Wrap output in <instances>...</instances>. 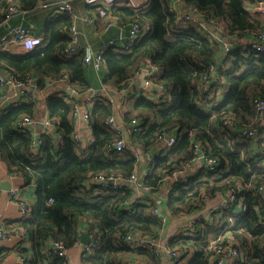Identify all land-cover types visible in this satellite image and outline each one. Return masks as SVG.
I'll use <instances>...</instances> for the list:
<instances>
[{
    "label": "trees",
    "instance_id": "16d2710c",
    "mask_svg": "<svg viewBox=\"0 0 264 264\" xmlns=\"http://www.w3.org/2000/svg\"><path fill=\"white\" fill-rule=\"evenodd\" d=\"M48 2L0 0V25L10 3H17L23 11H34ZM180 2L183 6L174 11L171 0H147L140 7L118 1L107 16L97 18L105 25L115 20L125 31L135 22L148 28L130 50L116 45L104 51L102 82L106 87L119 90L128 86L145 65L157 69L154 83L168 88L167 96L158 101L142 96L129 101L124 120L130 125L132 118L139 116L144 129L134 133L130 127L129 141L122 151L108 150L119 135L105 122L115 114L114 105L101 96L91 109L94 141L87 148L72 138L73 98L66 100L59 93L47 97L56 127L51 134L42 135L37 153L32 151L31 135L18 128L17 122L36 116L38 100L11 103L0 111L1 156L10 172L36 188L31 215L4 224L9 228H4L6 231L20 229L26 235L29 246L20 248L24 264H68L64 257L48 250V243L62 242L67 250L74 247L81 241L82 223L87 220L89 226L93 221L87 231L97 241V248L84 253V264H131L138 254H144L148 264H159V257L151 250L132 249L121 240L134 231L159 233L153 204L142 202L126 210L125 202L133 194L131 187L95 190L84 183L90 174L101 171L130 176L140 167L137 153L155 154L159 146H166L159 139L161 133L175 136L176 143L150 164L144 185L152 192L192 163L195 142H201L206 155L219 163L214 171L203 168L196 177L187 174L184 182L173 186L166 202L170 215L192 213L239 183L245 187L238 193L240 206L236 204L211 224H199L190 236L182 233L173 237L169 246L186 251L193 248L188 264H212L208 246L224 235L222 244L233 243L242 254L236 264H264V198L258 192L264 187V132L254 142L241 137L236 129L222 126L229 114L237 118L239 126L258 124L254 101L264 100V53L247 54L237 46L226 51L198 23L182 24L178 18L180 13L196 9L208 25L212 20L221 26L223 39L235 41L246 34H258L264 16L250 10L247 0ZM72 18L57 13L45 26L42 45L33 50L22 55L0 51V70L19 81L36 77L40 91L46 89L47 79L57 82L63 78L80 92L90 89L92 81L83 55L68 58L64 53L71 41ZM219 64L224 68L219 81L224 96L220 101L215 95L207 103L200 102L205 96L201 84L211 73L210 65Z\"/></svg>",
    "mask_w": 264,
    "mask_h": 264
},
{
    "label": "built area",
    "instance_id": "2783aa9c",
    "mask_svg": "<svg viewBox=\"0 0 264 264\" xmlns=\"http://www.w3.org/2000/svg\"><path fill=\"white\" fill-rule=\"evenodd\" d=\"M57 5V13L73 16L74 7L72 0H54ZM86 5L95 7L100 17H105L108 14L110 8L118 1H127L133 3V0H82ZM249 1V0H247ZM258 13L264 16V0H256ZM173 9V8H172ZM177 11L176 9H173ZM21 8L17 3H10L4 11V22H9L13 16L21 12ZM179 15V21L187 24L189 22L198 23L203 30H208L210 36L218 43L222 44V47L228 51L234 45H237L242 52L247 54L252 53H264V23L257 34V39L247 42H238V40L231 42L223 39L220 36L221 26L218 23L210 20V26L203 20V17L200 16L198 10L192 9L189 13L183 12ZM89 23L95 22L94 18L88 17L86 19ZM117 25L115 20L110 21L105 25V29L109 30L111 27ZM31 26H14L6 34L1 36V48L5 49L11 54L22 55L27 51L33 50L43 43V38L41 36L34 35L31 31ZM148 30L147 27L135 22L133 23L128 30H126V36L123 39H111L106 43H102L99 49H94L91 44L79 45V36L76 26L73 24L69 29V34L71 41L68 46L65 48V55L68 58L74 57V55L81 53L83 55V60L86 66H92L96 70H101L104 62L103 53L109 46H116L117 42L123 40L122 48L124 50H130L131 46L138 41ZM221 69H224L221 64L219 65H210V75L205 78V81L201 84V88L205 93L203 101L207 103L215 96L216 87L220 86L219 81L221 79ZM157 69L154 67H148L147 69L142 70V68L136 73V76L139 74L144 75L142 90L137 95L138 97H146L151 100L158 101L162 98H165L168 93V88L162 85L155 84L153 77L156 75L155 71ZM67 79V78H64ZM46 82L52 84L53 82L50 79H47ZM133 82V81H132ZM131 82V83H132ZM129 83V85H131ZM37 85V78L28 76L25 80H17L15 76L9 72H3L0 70V86L7 87L9 90L7 92L0 93V111L4 110L11 103L19 102L21 100H34L35 95L32 92V88ZM128 85V86H129ZM127 87V86H126ZM124 87L123 89H125ZM221 87V86H220ZM72 90L73 95L81 94L80 90L69 87ZM66 98H71V95H66ZM100 97L98 92H92L90 94H85L79 104L73 103V124L75 126L72 133L73 140L80 144L83 142L82 136L79 132V127L81 122H85L88 127L91 128V107L93 106L95 100ZM254 108L257 112V125H246L239 126V121L233 114L225 116L222 126L223 128H230L232 130L236 129L239 135L250 141L257 140L261 137L262 129L264 126V100L256 99L254 101ZM37 120L30 116H25L17 122L18 128L21 130H26L29 132L33 139L32 150H37L42 143L41 138H35V126ZM106 123L109 124L119 135V139L115 140L109 147L108 150L122 151L126 147V141L123 138L122 125L117 122L114 116L106 119ZM46 129L43 134H51L55 130L56 120L47 119L44 122ZM142 119L139 116H134L130 122V127L134 133L141 132L144 127H142ZM238 127V128H237ZM168 138V139H167ZM159 139L163 141L166 146V151H169L172 146L176 143V137L169 135L167 133H161ZM38 151V150H37ZM36 151V152H37ZM194 153L195 157L193 161L205 159L204 168H208L209 171H214L218 167L217 159L206 155V150L203 147L201 142H195L194 144ZM160 154V153H159ZM157 154L156 156H158ZM137 157H140V154L137 153ZM154 158L152 159L151 164L153 163ZM190 163L183 169L177 171L174 176V186L176 183H181L185 181L186 175L185 172ZM150 166L142 171L136 170L133 174L128 177L118 176L114 173H107L105 171L97 172L90 174L88 179L85 181L84 185L86 187H91L95 190L106 189L112 186L114 189L122 190L124 187H131L133 189V194L125 202V209L132 210L133 206L136 204L150 203L153 204V213L156 219L159 221L160 226L165 225L169 213L161 207V204L156 201V199L149 198L146 196V191L150 190L145 187L144 180L149 174ZM198 174H193V177H196ZM144 192H143V191ZM263 188L258 189L259 194L264 198L262 193ZM20 189L12 190L10 197L15 201L20 208L21 217H28L32 213V206L28 201L20 197ZM239 189L232 188L227 192V200L224 206L219 209H215V212L222 215L224 212L233 209L237 204L240 206L241 202L238 200ZM239 203V204H238ZM210 215L204 217L200 214H195L183 228V233L185 235H192L196 230L199 224L209 223L211 224L214 221L213 214L214 212L210 211ZM264 223V222H263ZM160 232V231H159ZM182 234V233H181ZM12 234L6 233L3 228H0V237L4 239H10ZM17 237L27 240L26 235L22 230L17 231ZM224 235H220L219 238L213 240L209 246L208 251L212 253L211 263L212 264H236L237 261L242 257V254L238 248L233 244H222ZM121 240L124 244H127L132 249H148L154 252L157 256H160L165 252L171 259L172 264H188L191 259L185 249H180L179 247H170L167 244H164L159 236V233H148L145 231H134L127 233L121 236ZM80 243V242H78ZM97 248V241L91 237V242L89 244L83 243V252L89 254L93 249ZM48 250H52L55 254L60 257H64L68 260V250L62 242L51 241L48 243ZM25 259L20 258L19 264H24ZM133 264H140L134 262Z\"/></svg>",
    "mask_w": 264,
    "mask_h": 264
},
{
    "label": "crops",
    "instance_id": "0c3cea01",
    "mask_svg": "<svg viewBox=\"0 0 264 264\" xmlns=\"http://www.w3.org/2000/svg\"><path fill=\"white\" fill-rule=\"evenodd\" d=\"M147 0H133L135 7H140L144 5ZM73 7H74V15L73 24L76 26L78 30L79 36V45L91 44L94 49H99L102 43H106L111 39H123V29H121L118 25L111 27L109 30L105 29V23H99V19L97 20L99 14L96 11L95 7H91L86 5L82 0H72ZM132 4V3H131ZM247 7L252 10L253 12H257V3L256 0H249L246 2ZM133 5V4H132ZM183 4L180 0H171V7L173 9H179ZM57 5L54 0H49L47 4L39 6L34 11H21L19 14H16L12 17L9 22H3L0 25V38L2 35L6 34L12 27L14 26H31V31L34 35L44 37V29L45 26L52 22L57 14ZM178 11V10H177ZM94 18L95 22L89 23L86 19ZM182 24H185L179 21ZM257 39L256 34H246L242 38L238 40V42H251ZM236 41V40H235ZM234 42V41H231ZM117 45L122 47L123 40L117 42ZM237 45H234V48ZM231 48V49H232ZM0 51H6L5 49L1 48V39H0ZM7 52V51H6ZM88 67L89 75L92 81V87L86 91L81 92L80 98L69 97L66 98L67 90L69 89L70 85H68V79H61L57 82H53L49 84L46 82L47 87L45 90L40 91L38 86L36 85L32 88V92L36 94L35 98L37 101V112L35 118L38 122L35 126V138H41L46 126L44 122L47 119H50L49 111L47 108L46 100L47 97L52 93H59L63 98L66 100H71L73 98L74 104H79L82 101V98L85 94H90L93 91L98 92L101 97L108 99L113 105L115 109V114L113 115L117 122L122 125L123 130V138L126 141H129V130L130 125L126 123L123 116L125 115L126 106L132 98L138 97L137 95L142 90L143 79L144 75L139 74L135 76V79L131 83V85L127 86L125 89H114L110 87H106L102 82V70H96L92 66ZM147 66H143L142 70L147 69ZM218 91H215L216 101H220L224 96V89L218 87ZM9 88L2 87V92H7ZM223 92V94L219 95L218 92ZM215 97V96H214ZM100 98V97H99ZM213 99V98H212ZM211 99V100H212ZM24 101V100H21ZM96 101V100H95ZM95 104V102H94ZM93 104V106H94ZM213 105V102L209 105ZM91 107V109L93 108ZM73 119V118H72ZM106 122V121H105ZM75 128V126H74ZM262 131L264 132V126ZM80 135L82 136L83 142L81 143V147L87 148L91 145L94 141V135L92 128L88 127L85 122L80 123L79 127ZM264 135V134H263ZM264 140V137H263ZM256 140H254L255 142ZM257 142V141H256ZM264 142V141H263ZM165 144V143H164ZM38 150V149H37ZM37 150H32L33 153H37ZM166 151L165 146H159L155 154L151 153H139L140 154V167L138 171H142L150 166L152 159L156 158V155L159 153L164 154ZM204 168V163L201 160L192 161V163L187 167L185 175L190 174L193 175L197 173L199 170ZM6 184V185H5ZM9 186V190L7 189ZM174 186V176H170L165 184L161 187L160 190L157 192H152V190L146 191V196L149 198L156 199L157 202L161 204V207L166 209V202L170 191ZM19 190L20 189V197L28 201V203L34 204L36 201V188L34 184L27 185L26 180L23 176L14 174L10 172L8 165L3 160L1 153H0V228L2 227L3 230L8 233L12 234L10 239H4L0 237V264H19L20 258V248H25L29 246L27 240L18 238L17 231L19 230H8L6 231L4 224L11 223L12 221L18 220L21 218V212L19 205L13 201L10 197L12 190ZM237 189L242 192L245 187L242 184H238ZM143 191V190H142ZM144 192V191H143ZM264 196V187L262 190ZM227 200V192L223 194H218L214 198L208 199L199 209L194 210L192 213H183L178 216H172L169 214V217L164 226L160 229L159 236L164 244L169 245L171 239L176 237L180 230H183L185 225L188 221L195 215L200 214L204 217L209 216L211 213L210 211L214 212L213 218L220 219L221 215L215 212V209H221ZM169 213V212H168ZM84 221V220H83ZM93 225V221L92 224ZM90 225V226H91ZM88 220L82 223V232H87V229L90 227ZM9 227V226H8ZM5 228V229H4ZM96 230V229H95ZM91 237V235H89ZM193 248H190V251H186L189 257H192ZM83 242L77 243L74 247L68 249V264H84L83 263ZM157 256V255H156ZM157 260H159V264H172L170 257L163 252L160 256H158ZM131 264L134 262L140 264H148L146 262V258L144 254H138Z\"/></svg>",
    "mask_w": 264,
    "mask_h": 264
},
{
    "label": "water",
    "instance_id": "95a60500",
    "mask_svg": "<svg viewBox=\"0 0 264 264\" xmlns=\"http://www.w3.org/2000/svg\"><path fill=\"white\" fill-rule=\"evenodd\" d=\"M126 31H123V36L125 37L126 36ZM67 94L68 95H71L72 97H75V98H80L81 97V94H78V95H73V92H72V90L71 89H68L67 90ZM168 139V138H167ZM201 161H202V163H205V159L204 158H202L201 159ZM6 185V184H5ZM8 190L10 189L9 188V186H8V188H7ZM81 241L83 242V243H85V244H89L90 242H91V237L89 236V233H85V232H83V233H81Z\"/></svg>",
    "mask_w": 264,
    "mask_h": 264
},
{
    "label": "rangeland",
    "instance_id": "374dc122",
    "mask_svg": "<svg viewBox=\"0 0 264 264\" xmlns=\"http://www.w3.org/2000/svg\"><path fill=\"white\" fill-rule=\"evenodd\" d=\"M218 87H220V86H218ZM218 87H216V91L219 90ZM223 91H224V90H223ZM215 93H216V92H215ZM218 94L221 95V94H223V92H222V91H221V92L219 91ZM212 98H214V96H213ZM211 106H212V105H211ZM181 233H183L182 230H180V231L178 232L177 236L180 235Z\"/></svg>",
    "mask_w": 264,
    "mask_h": 264
}]
</instances>
